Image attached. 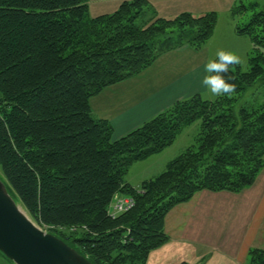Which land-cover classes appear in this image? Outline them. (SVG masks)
I'll list each match as a JSON object with an SVG mask.
<instances>
[{"label":"trees","instance_id":"obj_1","mask_svg":"<svg viewBox=\"0 0 264 264\" xmlns=\"http://www.w3.org/2000/svg\"><path fill=\"white\" fill-rule=\"evenodd\" d=\"M88 2L0 0V174L38 225L93 264H146L168 240L171 208L201 190L238 193L264 167V0L231 9L232 17L251 11L235 28L253 42L248 68L223 74L233 94L177 100L119 138L90 98L166 51L201 48L217 15L165 18L150 0H121L89 16ZM196 121L194 143L162 172L136 187L125 180L134 161L160 153ZM115 194L134 205L112 217ZM247 257L264 264V248Z\"/></svg>","mask_w":264,"mask_h":264},{"label":"crops","instance_id":"obj_2","mask_svg":"<svg viewBox=\"0 0 264 264\" xmlns=\"http://www.w3.org/2000/svg\"><path fill=\"white\" fill-rule=\"evenodd\" d=\"M120 1L89 0L88 5L93 3L96 16L109 13L103 7L115 3L112 12ZM185 53L191 54L188 46L163 53L137 75L90 98L92 113L110 122L113 138L175 101L202 93L205 65L185 59ZM232 214L239 215L235 223ZM164 229L168 240L150 251L146 264H246L248 249L258 245L255 238L264 236V167L255 182L238 193L201 190L175 205L165 216Z\"/></svg>","mask_w":264,"mask_h":264},{"label":"rangeland","instance_id":"obj_3","mask_svg":"<svg viewBox=\"0 0 264 264\" xmlns=\"http://www.w3.org/2000/svg\"><path fill=\"white\" fill-rule=\"evenodd\" d=\"M252 1L254 0H150V3L156 13L159 16L165 18H173L181 12H190L195 16H199L206 12H215L217 15V20L211 37L199 49H194L189 44H184L183 46H188L191 49V54L185 53L183 57L185 59L189 58V60L192 59L195 62H202L205 65L207 62L216 59V53L218 50H225L238 55L241 61L239 65L243 70H246L248 68V56L251 51L253 42L249 34L237 32L235 25L238 22L245 23L251 11H248L247 14L239 15L238 17H232L231 9L236 5H247ZM90 4L88 15L95 16V8H93L92 5L93 3ZM114 4L115 3H112L111 6L103 7V10H108V12H110ZM200 92H202L201 96L203 99L212 100L216 97L213 96L210 90L206 88ZM250 92L251 91L249 90L247 94H249ZM169 106H167L166 108H168ZM166 108H164V110ZM199 124V121H196L188 127L184 128L182 132L177 136L176 140L160 153L147 157L144 160L134 161L128 168V171L125 175V180L136 187L143 180L152 178L162 172L166 168V165L170 160H172L174 157L183 152L188 146L194 143V138L199 132ZM232 216L233 217H231V220L234 219L233 223L237 222L239 219V215L232 214ZM255 239V243H257L258 245L253 247L264 248V236L256 237ZM247 261L248 257L246 259V264ZM0 264L14 263L0 253Z\"/></svg>","mask_w":264,"mask_h":264},{"label":"water","instance_id":"obj_4","mask_svg":"<svg viewBox=\"0 0 264 264\" xmlns=\"http://www.w3.org/2000/svg\"><path fill=\"white\" fill-rule=\"evenodd\" d=\"M0 252L14 264H93L38 225L14 198L1 174Z\"/></svg>","mask_w":264,"mask_h":264},{"label":"clouds","instance_id":"obj_5","mask_svg":"<svg viewBox=\"0 0 264 264\" xmlns=\"http://www.w3.org/2000/svg\"><path fill=\"white\" fill-rule=\"evenodd\" d=\"M240 57L232 52L225 50H218L216 59L207 62L204 66L206 73L201 83L210 90L213 96L231 95L235 92L236 85L227 82L224 73H227L229 67L239 64Z\"/></svg>","mask_w":264,"mask_h":264},{"label":"built area","instance_id":"obj_6","mask_svg":"<svg viewBox=\"0 0 264 264\" xmlns=\"http://www.w3.org/2000/svg\"><path fill=\"white\" fill-rule=\"evenodd\" d=\"M133 205H134V200L130 196L115 194L109 205L108 213L110 216L114 217L119 213L131 209Z\"/></svg>","mask_w":264,"mask_h":264}]
</instances>
